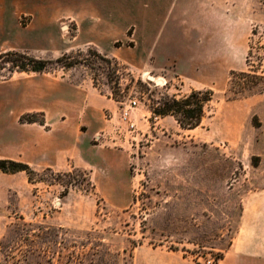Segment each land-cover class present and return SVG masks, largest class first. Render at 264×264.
I'll use <instances>...</instances> for the list:
<instances>
[{
	"label": "rangeland",
	"instance_id": "rangeland-1",
	"mask_svg": "<svg viewBox=\"0 0 264 264\" xmlns=\"http://www.w3.org/2000/svg\"><path fill=\"white\" fill-rule=\"evenodd\" d=\"M2 30L0 54L78 62L8 80L58 104L80 86L115 112L106 165L79 169L92 183L0 171V264H227L243 198L264 190V81L228 90L232 72L264 76V0H0ZM194 90L214 94L199 127L152 114Z\"/></svg>",
	"mask_w": 264,
	"mask_h": 264
},
{
	"label": "crops",
	"instance_id": "crops-1",
	"mask_svg": "<svg viewBox=\"0 0 264 264\" xmlns=\"http://www.w3.org/2000/svg\"><path fill=\"white\" fill-rule=\"evenodd\" d=\"M0 34L3 39L4 30ZM35 86L0 81V159L22 161L34 169L104 167L107 161L103 155L107 151H101L96 141L110 138L106 132L110 135L114 122L110 116L115 112L114 100L105 95L91 96L78 86V99L66 97L58 104L49 93L46 97L43 92L34 93L31 88ZM33 112H43L46 124H23L21 117ZM61 113L69 118H56ZM97 151L101 155L98 158ZM122 153L126 155L124 150L115 154ZM242 205L239 229L226 254V263L264 264V190L246 194Z\"/></svg>",
	"mask_w": 264,
	"mask_h": 264
},
{
	"label": "trees",
	"instance_id": "trees-1",
	"mask_svg": "<svg viewBox=\"0 0 264 264\" xmlns=\"http://www.w3.org/2000/svg\"><path fill=\"white\" fill-rule=\"evenodd\" d=\"M250 52L248 53L249 58ZM78 62L70 61L65 55L59 57L56 60H46L45 58L32 57L25 52L11 51L3 52L0 54V79L8 80L11 78L14 72L25 73H42L46 72L50 66L58 65L60 67L70 68ZM249 63V61H247ZM264 81V76L258 74V70L232 72L228 90L233 93V99H236L244 93L256 92L259 88V82ZM264 90V87L257 89L260 93ZM214 94L210 90L204 91H192L189 95L182 98H176L175 96H164L158 101L151 112L154 116L167 117L172 116L181 125V128L185 130H193L199 127L204 114V107L213 101ZM23 124L38 123L45 125V115L43 112L27 113L21 117ZM85 177H88V183H92L90 176L83 170ZM0 171L4 174H16L22 172L27 174L30 182H34L33 175L35 171L22 161L14 160H2L0 159ZM51 171V170H48ZM66 176H72L71 173L65 174ZM94 187V184L92 185ZM31 235H27L26 240ZM38 237V235H37ZM218 260H223V257H218Z\"/></svg>",
	"mask_w": 264,
	"mask_h": 264
},
{
	"label": "built area",
	"instance_id": "built-area-1",
	"mask_svg": "<svg viewBox=\"0 0 264 264\" xmlns=\"http://www.w3.org/2000/svg\"><path fill=\"white\" fill-rule=\"evenodd\" d=\"M137 105V102H132V104L130 106H127L126 108L124 107L123 109V119L125 122H128L129 121V110L131 108H133V106H136ZM135 125L134 124H131V128H133Z\"/></svg>",
	"mask_w": 264,
	"mask_h": 264
},
{
	"label": "bare ground",
	"instance_id": "bare-ground-1",
	"mask_svg": "<svg viewBox=\"0 0 264 264\" xmlns=\"http://www.w3.org/2000/svg\"><path fill=\"white\" fill-rule=\"evenodd\" d=\"M148 75V74H147ZM156 80V79H155ZM157 80H159V78H157Z\"/></svg>",
	"mask_w": 264,
	"mask_h": 264
}]
</instances>
